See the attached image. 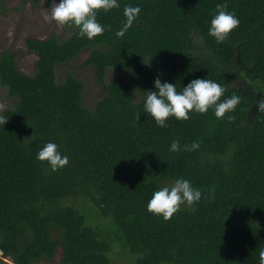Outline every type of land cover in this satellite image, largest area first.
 Instances as JSON below:
<instances>
[{"label": "trees", "instance_id": "16d2710c", "mask_svg": "<svg viewBox=\"0 0 264 264\" xmlns=\"http://www.w3.org/2000/svg\"><path fill=\"white\" fill-rule=\"evenodd\" d=\"M217 3L241 21L223 43L208 34ZM126 5L141 12L118 37ZM4 9L0 0V14ZM97 18L106 31L92 40L74 25H66L74 29L65 39L29 37L38 55L34 75L19 70L16 53L0 54V84L12 101L0 111L8 119L0 124V261L34 264L60 255L56 264H259L264 0H120ZM85 50L102 84L108 66L131 70L142 93L155 88L157 77L178 90L195 78L217 81L225 96L241 97L235 118L217 119L209 109L160 127L144 113L146 96L137 100L122 77L89 108L79 79L56 77L58 62ZM174 139L200 146L171 152ZM48 141L69 156L67 166L53 171L36 159ZM181 177L206 194L214 188V198L182 205L168 220L149 212L153 192Z\"/></svg>", "mask_w": 264, "mask_h": 264}, {"label": "clouds", "instance_id": "9594fccd", "mask_svg": "<svg viewBox=\"0 0 264 264\" xmlns=\"http://www.w3.org/2000/svg\"><path fill=\"white\" fill-rule=\"evenodd\" d=\"M50 3L51 11L50 14H45L46 20L55 21L60 26L74 25L79 29V36H86L89 40L106 31V26L101 24L97 18L98 12L100 10L109 12L120 7V0H50ZM140 12L139 5L125 6L126 21L123 27L117 31L118 37L125 35ZM240 23L236 12L229 10L227 3H217L216 11L210 21L208 34L214 37L217 43H223L229 39ZM154 85L155 88L152 91L144 93L146 96L144 98V113L150 115L160 127H167L171 117H175L177 120H188L191 114H204L209 109L214 111L217 119L227 117L231 120L235 118L231 113L235 112L241 102L240 96H225V86L207 78H195L187 85H183L180 90H178L176 83L163 80L160 77L154 80ZM222 97L224 98L222 99ZM256 105L259 111L264 112V98L259 99ZM7 120L3 115H0V124L4 125ZM137 120H140L139 115ZM199 146L198 141H194L191 145L184 144L181 146L180 140L174 139L169 151L179 152L182 147L185 151H192ZM36 159L42 162L47 161L53 171L67 166L70 160L69 156L64 154L60 146L54 141H48L38 151ZM209 195L214 198V188L209 189L206 194L200 188L195 187L189 179L181 177L177 178L174 184L158 187L147 203V210L168 220L180 210L182 205H194L201 199H207ZM259 264H264V251L259 254Z\"/></svg>", "mask_w": 264, "mask_h": 264}, {"label": "rangeland", "instance_id": "374dc122", "mask_svg": "<svg viewBox=\"0 0 264 264\" xmlns=\"http://www.w3.org/2000/svg\"><path fill=\"white\" fill-rule=\"evenodd\" d=\"M5 9L0 14V54L12 51L17 54L19 70L27 75L37 72L36 64L38 55L33 52L27 43L29 37L41 39L56 34L60 39H65L73 32L70 26H60L55 21L46 20L45 14H50L51 6L45 5V0L40 4L27 3L25 0H4ZM90 56L89 50L80 53L75 58L57 64V82L65 81L72 74L84 84L83 104L94 108L96 103L108 94L107 86L116 77H123L135 89L136 99L140 100L145 95L140 92L132 78L129 69H116L108 67L105 82L102 84L97 77L96 67L86 63ZM14 101V100H13ZM12 101L7 98V90L0 84V111H3ZM1 255V254H0ZM61 256L53 259H44L34 264H56ZM12 264L9 258H3L0 264Z\"/></svg>", "mask_w": 264, "mask_h": 264}, {"label": "water", "instance_id": "95a60500", "mask_svg": "<svg viewBox=\"0 0 264 264\" xmlns=\"http://www.w3.org/2000/svg\"><path fill=\"white\" fill-rule=\"evenodd\" d=\"M0 253H1V254H3V253H4V251H3V250H0Z\"/></svg>", "mask_w": 264, "mask_h": 264}]
</instances>
